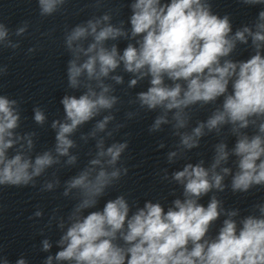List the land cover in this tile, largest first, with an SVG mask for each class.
<instances>
[{
    "label": "clouds",
    "instance_id": "clouds-1",
    "mask_svg": "<svg viewBox=\"0 0 264 264\" xmlns=\"http://www.w3.org/2000/svg\"><path fill=\"white\" fill-rule=\"evenodd\" d=\"M66 2L37 0L39 14L52 16ZM102 2L96 0L95 6ZM239 2L261 10L235 31L230 15L215 13L211 0H131L128 27L123 20L113 24L112 14L105 12L67 29V85L81 94L62 97L63 119L50 124L55 143L35 155L37 133L18 131L21 102L0 95V187L35 188L44 177L41 192L62 187V196L76 201L67 217L58 210L49 217L47 227L55 223L61 235L55 241L59 250L43 264H264V202L241 216L240 209H226L217 195L229 188L234 194L264 188V0ZM28 29V21L14 30L0 21V49L15 52ZM121 40L128 41L122 51ZM240 46L252 50L247 59H233ZM35 51L28 49L29 54ZM120 72L130 77L128 89L148 82L146 90L129 100L138 107L126 119L141 111L156 112L148 132L160 133L167 126L178 138L166 153L169 165L189 159L187 154L204 137L219 138L209 163L200 159L171 173L168 168L157 173L161 181L182 190L179 196L175 190L170 193L175 198L167 208L159 200H146L133 211L121 194L107 200L102 210L88 211L128 174L122 162L128 141L106 143L125 127L113 114L121 103L115 86L125 83ZM7 74L8 66L0 65V77ZM209 105L215 106L210 115L193 126L194 112ZM32 112L36 125L48 123L43 108L34 106ZM92 121L80 140L95 141V152L61 184L59 169L78 164L72 137ZM229 136L235 138L231 147ZM166 147L160 141L157 150ZM50 169L56 171L49 178ZM204 197L206 206L200 203ZM34 216L43 212L38 208ZM222 216L216 235H209ZM52 247L50 239L41 241L42 252ZM0 264H10L7 256L0 255ZM15 264L27 261L21 257Z\"/></svg>",
    "mask_w": 264,
    "mask_h": 264
}]
</instances>
